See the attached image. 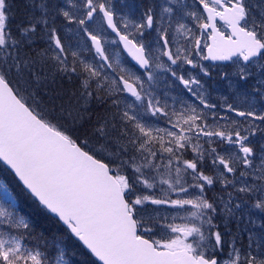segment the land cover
Segmentation results:
<instances>
[{"label":"snow or ice","instance_id":"6c2138e0","mask_svg":"<svg viewBox=\"0 0 264 264\" xmlns=\"http://www.w3.org/2000/svg\"><path fill=\"white\" fill-rule=\"evenodd\" d=\"M176 2L168 0L162 6L161 20L163 14L171 19L176 10L169 5ZM69 4L72 9H83V13L50 5L47 0H25V7L31 11L17 26L16 35L8 22V0H0V162L12 170L26 193L63 230L53 233L51 241L42 232L34 236L31 222L5 207L7 204L15 208L16 197L0 180V225L7 226L0 227V264H70L63 245L72 237L99 264H264V233L255 240L249 230L246 247L239 233L226 240L228 220L221 232L215 223L219 214L217 201L208 195L217 183L227 192V200L219 197L227 218H235L242 203L248 202L251 209L264 214V145L258 155L250 140L257 131L264 132V112L258 114L251 103L245 111L227 103L222 107L228 112L250 118L247 128H241L236 120L228 123L227 116L218 115V106L205 98L198 79H185L166 67L161 56L167 57L171 65L197 64L188 47L172 50L167 28H157V43L163 42L158 55L137 38L143 37L145 28L154 25L152 7L143 14V22L125 20L121 31L107 0H82L80 5L69 0ZM198 4L206 16L198 11H187L185 15L211 41L204 44L207 55L202 59L241 58L244 65L236 75L243 81L252 75L251 65L264 68V0L255 4L248 0H198ZM185 7L181 5L182 9ZM53 11L79 26L91 41L99 58L96 62H87L79 52L66 47L54 23H49ZM97 12L102 13L103 21L128 55L145 70L149 82L155 79V68L166 69L203 107L198 110L195 105H188L169 112L166 104L161 105L146 91L142 77L122 66L119 54L111 56L104 46L107 41L90 30L88 22L95 19ZM217 18L231 30L228 34L217 27ZM38 27L48 43L46 48L32 50L33 55L23 49L33 43ZM175 31L193 45L197 54L202 51L201 38L187 24L178 23ZM201 71L208 75L203 66ZM57 75L69 80L75 75L79 85L66 100L62 93L49 96V107L40 90L55 83ZM193 85L200 87L193 91ZM252 91L264 99V74ZM56 98H60L58 104ZM248 99L246 94L244 100ZM93 101L103 106L105 113L90 128L78 131V125L82 128L86 119L91 120L89 108ZM149 113L166 118L170 127L148 123L145 117ZM201 137L206 138L204 143L209 148L200 143ZM213 144H226L238 151L224 149L228 153L224 155L217 147H211ZM189 150L194 154L191 159L186 158ZM208 158L218 176L203 170ZM129 170L131 177L126 174ZM157 184L159 197L153 194ZM148 203L177 209L173 221L179 218L184 222L161 224L145 219L142 209ZM249 223L255 225L251 219ZM157 226L172 235L154 238ZM259 227L264 229V221ZM33 236L44 242L45 249H56V254L50 257L39 247H29L25 241ZM254 245L259 254H254Z\"/></svg>","mask_w":264,"mask_h":264},{"label":"rangeland","instance_id":"374dc122","mask_svg":"<svg viewBox=\"0 0 264 264\" xmlns=\"http://www.w3.org/2000/svg\"><path fill=\"white\" fill-rule=\"evenodd\" d=\"M23 4L25 5V0H23ZM125 3H124V2ZM107 0L108 6L113 10V12L116 15L117 22L123 29V23L125 20L127 21H134L136 23L143 22V18H141V15L139 13V0ZM131 1H135L134 5H132ZM47 2L51 4H58L61 7H63L65 10L74 11L78 14L83 13V9H72L69 0H47ZM73 2L77 5L82 4V0H73ZM100 2H105V0H100ZM250 4L257 3V0H250L248 1ZM9 3V2H8ZM132 5L129 6L128 4ZM21 4V3H20ZM10 5V4H9ZM138 5V7H137ZM23 7V6H22ZM10 9V8H9ZM18 10V5H17ZM26 10H30V8H26ZM24 11V10H23ZM29 11V12H30ZM29 12H26L25 14L28 15ZM39 11L36 12V15L39 16ZM55 16V19L53 21L52 17ZM24 15H21V19L25 20ZM9 22V21H8ZM49 23L53 24L58 30V34L60 35L62 42L65 43L66 47H70L72 51H77L80 53V57L84 59L87 62L94 63L99 58L95 54V50L91 45V41L87 38V36L84 35L82 30H80L79 26L76 23H69L67 22L62 15H57L55 11H53L49 15ZM19 23L16 21H12V32L13 34L18 35V28L17 26ZM88 26L90 30L94 32H98L105 41V49L106 51L111 55L115 56L116 54H119V58L121 61L122 66L125 68L130 69L132 72H134L136 75L141 76L142 79L145 82V89L146 91H149L152 93L153 96H155L157 99H159L161 105H167V110L171 112L172 110H182L183 108L187 107L188 105H195L198 110L201 109L203 106L200 105L199 100L196 98V96L193 95L192 92L188 91L184 87V85L176 78L174 77L171 72L167 71L166 69H154V81L149 82L147 80V76L145 74V71L141 72V70H138L128 59V57L124 54V52L121 49V46L119 45L117 38L111 34V32L107 29L105 22L103 21L101 13L97 12L95 14V19L93 21L88 22ZM102 29V30H101ZM129 31H132L131 28L128 29ZM124 31V29H123ZM145 31V30H144ZM147 33V32H146ZM146 33H144L143 37H137L138 39H142L143 42L149 47L150 51L154 54H159L158 49L162 48V45L156 44V39L154 41L148 42ZM178 39L175 41V46L173 48V51H175L176 47H188L191 52V56L194 59V62L197 64V67H192L191 65L182 64L178 62L177 65H171V62L168 61L165 57L161 56L160 61L166 65V67H171L172 70L177 72V75H183L185 79H190L192 77H195L200 81V86L193 85V91H195L198 87H200V90L204 93L205 98L208 100L209 103L216 104L218 107L216 109L219 116H227L229 118L228 123H230L232 120H236L240 122L241 128H247L248 127V119L250 118H243L238 117L236 115H233L232 112H228L226 110V107H222L223 105H226L227 103L233 104L235 107H237L241 111L248 110L249 103L256 106L257 105V97L255 92L252 90H249L250 86L256 85L257 80L261 78V75L264 73V68H261L258 64H253L249 67V71L252 73L250 77H253V80L255 81V84L249 83L248 80L243 81L240 80L239 77L236 75L239 65L234 63L233 67H228V69L225 71V74H223L222 78L225 77L224 80H222V83L217 86V88L221 86L226 87V92H215L214 89L216 88V83L212 82L211 86L209 87L206 82L203 81V77L205 76L204 72L201 71V66H203L204 69L208 71V68H206V65L202 59H197V56H204L205 54L201 51L199 54H197L196 50L193 48V45L191 43H188V41L184 40L179 34H177ZM112 40H116L117 43L113 44ZM156 41V42H155ZM47 36L45 35L44 31L38 27L37 35L33 38V43L31 45H25V48L23 51H31L32 54H35V51H39L40 49L47 47ZM35 50V51H32ZM69 62H71L72 57L69 53L68 55ZM264 63V62H262ZM185 70H182L185 68ZM54 71V69H52ZM111 71V70H108ZM204 74V75H203ZM249 77V78H250ZM49 86H52L54 89L56 85H60L61 87H64L65 93L74 91L78 85L79 80L75 77V75L72 77L71 80H69L67 77H63L60 75H57L55 78V83H49ZM74 85L75 88H71V86ZM48 87V86H47ZM41 95L44 98V101L49 104V107H51V102L49 101V96L56 97L55 93H51L50 89H41ZM212 93H214V96H212ZM48 94V97H47ZM249 96V99L247 101L244 100L245 95ZM124 96H127L128 99L134 100V98L123 94ZM220 98L221 105L218 103L217 98ZM66 100V99H64ZM236 104H239L236 106ZM257 111V109L255 108ZM90 111V108H89ZM105 113V110L103 112V115ZM257 113H261L257 111ZM102 115V116H103ZM145 120L158 127H170V125L166 122V118L157 116L153 117L149 113ZM212 120L209 118V123H211ZM221 123H225V121H220ZM62 123H64L62 121ZM255 124H260L259 121H255ZM68 127L71 129L72 125L71 122H67ZM263 127V126H261ZM80 126H77L78 131ZM75 131V130H74ZM206 140L205 137L200 138V143L204 145L205 148H209L210 146L204 141ZM250 140L252 142V146L256 150L257 154L259 155L260 151L262 150V145H264V132L257 131L256 135L251 136ZM211 147H217V151H220L221 154L227 155L228 153L223 151L224 149H229V151H238L236 149L229 148L228 145H218L213 144ZM194 154L189 150L186 153V158L191 159L193 158ZM258 162V161H257ZM208 169L210 173H206L209 175L218 176L219 172L216 171L213 166L211 165L210 158L206 159L204 162L203 170L204 168ZM130 177L132 176L131 170H129L127 173ZM152 173H150L151 175ZM229 178L232 179L231 174H228ZM236 176L239 177V172L236 173ZM239 180H243V178H239ZM238 180V182H239ZM141 186L138 185V188ZM166 187V186H164ZM222 189V186L217 183L215 187L212 190L211 198H215L218 204V212L219 214L216 217L215 223L219 225V230L221 232L225 231L224 228V222L227 219L228 220V234H226L225 239L230 240L232 235H235L239 233L240 235V241L242 235L246 237V243L242 244L246 247L248 244V232L249 230L252 231L254 234V239L259 240L261 237V234L264 233V229L259 227V224L261 221H264V214L260 213L256 209H251V203H242L241 209L237 210V214L235 218H227L223 214V204L219 203V197L223 196L224 200H227V192L226 194H223L222 192L217 191V189ZM160 185L157 184V187L155 190H153V194L159 197L161 195L159 191ZM148 190H143V192H147ZM228 191H231L229 188ZM143 194V193H142ZM173 198H176L173 195ZM251 213V215H250ZM142 214L145 219L151 218L154 221H159L162 223H176L181 224L184 221L177 218L173 221L172 217L177 215V209L172 208L168 205H152L150 203L143 206ZM183 213L181 212L180 215ZM164 217H167V221H164ZM249 219L255 222V225L252 223H249ZM172 235L170 232H167L166 229H160L159 226H157V232L154 238L156 239H166L168 236ZM239 246V245H238ZM228 251V248L225 247L224 253L226 254ZM254 254H259L256 249L255 245L253 247Z\"/></svg>","mask_w":264,"mask_h":264},{"label":"trees","instance_id":"16d2710c","mask_svg":"<svg viewBox=\"0 0 264 264\" xmlns=\"http://www.w3.org/2000/svg\"><path fill=\"white\" fill-rule=\"evenodd\" d=\"M8 2L10 4L9 25L12 29V21L15 22L17 21L20 24L22 21V19L20 18L21 15L27 16V14L25 13L29 12L30 10H26L25 12L26 7L23 4L24 2L23 0H8ZM17 5H18V10H17ZM262 74H259L261 75V78H262ZM248 82L255 84L253 77H250ZM48 88L50 89L51 93L52 92L55 94L62 93L63 99H67L70 94V91L65 93L64 87L60 88V85H56L54 89L52 88V86L48 85L47 90ZM71 88H75V86L72 85ZM249 90H252V86L249 87ZM256 97H257V102H256L257 105L254 107L257 109V111L264 112V99H261L257 94ZM59 102H60V98H56V103L58 104ZM238 105L239 104H236V106ZM92 106L90 107V111H89L91 113L92 118L91 120H87V119L85 120L83 127L79 128L80 131H83L85 128H90L91 125L96 123L97 118L103 115V112L105 110L103 106L98 105L96 101L93 103ZM261 126L264 127V125ZM76 134H78V132H76ZM204 171L206 173H210L207 167L204 168ZM0 180H2L8 185L9 189L16 197L15 208L7 204H5V207L9 212L18 213L19 215H22L26 219H28L31 222L33 228L35 229L34 236L42 232L46 237L49 238V241H51L53 237V233L63 231L61 228H59L58 225H56L53 221H51L48 218V214H46V212L38 206V202L34 201V199L29 194L26 193V190L22 187V185L14 176V174L11 173L1 162H0ZM217 191L222 192V189H219L218 187ZM208 195L209 197H211L212 190L208 191ZM0 227L6 228L7 226L0 225ZM34 236L27 238L25 241V243H27L29 247H39L42 251H46L50 257L56 254V249L52 247L45 249L44 242L36 240ZM241 240L244 244L246 243L245 241L246 237L244 235H242ZM63 246L65 247V259H68L70 261V264H99V262H97L91 256L88 250L85 249L83 245L74 237H72L70 240H66Z\"/></svg>","mask_w":264,"mask_h":264},{"label":"flooded vegetation","instance_id":"af4514ba","mask_svg":"<svg viewBox=\"0 0 264 264\" xmlns=\"http://www.w3.org/2000/svg\"><path fill=\"white\" fill-rule=\"evenodd\" d=\"M248 1H250V0H248ZM167 4H168V0H139V13L141 15V18H143V14L147 11L148 7L153 8V14L155 17L153 27L150 29L145 28V31H144V33L147 32L146 38H147L148 42L154 41L155 39H156V41H158L159 36H158L157 28L164 27V28L168 29V38L170 41V47L173 50V48L175 46V41L178 39V37L176 35V31H175L177 24L178 23H184V24H187L188 27L193 29V32L195 33V35L197 37L201 38V49H202L201 54H202V52L205 54L206 48H204V44L209 43V40H207V33H204L202 35L201 30L199 29L197 23L192 21L189 17H187L185 15V12H187V11H198L199 13L206 16V13H203L202 6H199L198 0H177L176 3L169 5L176 10L174 12L173 16L171 17V19H169L167 14H163V20H161L160 17L162 15V6H165ZM181 5H185L186 7L182 9ZM115 20L117 22L116 15H115ZM169 23L171 24V27H169ZM216 24H217V27L222 32H224L225 34L229 33L230 30L227 27V25L224 23V21L217 18ZM117 26L121 28V26L118 24V22H117ZM121 31H123L122 28H121ZM210 31L211 30L209 29V32ZM111 34L114 35L113 33H111ZM162 43L163 42L160 41L159 45L160 44L162 45ZM156 44H158V43L156 42ZM202 56L201 57L197 56V59H202ZM165 58L167 59V57H165ZM202 60L204 61L206 68H208V71H207L208 75H205L203 77V81L206 82L209 87L211 86L212 82H215L216 88L214 89V91L218 92V93L226 92L225 86H221L219 88H217V86H219L222 83V80L225 79V77L222 78V76H223V74H225V71L228 69V67H230V68L233 67L234 63L238 64L239 66L244 65L243 60L239 57L232 59L228 63H221V62L212 63V62L204 60V59H202ZM185 69H186V67L183 68L182 70H185ZM212 96H214V93H212ZM217 101L221 105L222 100L220 98H217ZM233 115H235V113H233ZM223 194H226V192L223 191Z\"/></svg>","mask_w":264,"mask_h":264},{"label":"water","instance_id":"95a60500","mask_svg":"<svg viewBox=\"0 0 264 264\" xmlns=\"http://www.w3.org/2000/svg\"><path fill=\"white\" fill-rule=\"evenodd\" d=\"M102 14V13H101ZM105 25H106V27H107V24H106V22H105ZM107 29L108 30H110L111 32H112V30L110 29V28H108L107 27ZM230 30V29H229ZM231 31V30H230ZM229 31V32H230ZM115 36H116V34L114 33V32H112ZM117 37V36H116ZM117 39H118V37H117ZM209 43H211V41L209 40ZM120 45H121V47H122V50H123V52L128 56V58L130 59V61L136 66V67H138L140 70H142V71H145L144 69H142V68H140V66L132 59V57L131 56H129L128 55V53H127V51L126 50H124V48H123V44L122 43H120ZM205 55H207V49H206V51H205ZM237 56H233L232 57V59H234V58H236ZM231 59V60H232ZM231 60H207V61H210V62H212V63H216V62H221V63H228V62H230ZM127 94V93H126ZM3 163V162H2ZM6 167H7V165H5ZM8 168V167H7ZM11 172H12V170L10 169V168H8ZM13 173V172H12ZM14 174V173H13ZM15 175V174H14ZM18 179V178H17ZM19 181V180H18ZM20 182V181H19ZM20 184H21V182H20ZM22 185V184H21ZM23 186V185H22ZM75 238V237H74ZM94 259H95V257H94ZM96 260V259H95Z\"/></svg>","mask_w":264,"mask_h":264},{"label":"bare ground","instance_id":"6f19581e","mask_svg":"<svg viewBox=\"0 0 264 264\" xmlns=\"http://www.w3.org/2000/svg\"><path fill=\"white\" fill-rule=\"evenodd\" d=\"M123 1V0H122ZM124 2V1H123ZM132 2V5H134V3H135V1H131ZM125 3V2H124ZM128 4V3H127ZM129 6H132V5H130V4H128ZM137 7H138V5H137ZM114 36V35H113ZM117 41H118V39H117ZM118 43H119V41H118ZM95 101H93L92 102V104H91V106L93 105V103H94ZM93 107V106H92Z\"/></svg>","mask_w":264,"mask_h":264}]
</instances>
